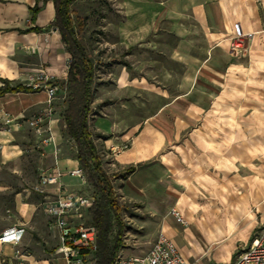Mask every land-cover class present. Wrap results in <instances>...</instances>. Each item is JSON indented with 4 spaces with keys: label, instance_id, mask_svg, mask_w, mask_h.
Listing matches in <instances>:
<instances>
[{
    "label": "rangeland",
    "instance_id": "obj_1",
    "mask_svg": "<svg viewBox=\"0 0 264 264\" xmlns=\"http://www.w3.org/2000/svg\"><path fill=\"white\" fill-rule=\"evenodd\" d=\"M145 1L160 0H73L71 4L77 38L94 65L87 123L102 167L111 178L123 223L118 251L144 254L166 221L176 230L178 247L190 264L228 261L229 255L233 260L241 246L264 229V160H259L264 159V140L259 141V159L254 152L244 154L247 137L240 130L245 121L264 123V86L243 90L242 76L235 74L230 91L204 82L199 89H183V74L191 64L188 61L205 53L203 32L190 12L180 19L186 32L181 36L173 19L159 9L154 14L148 9L138 15L135 9ZM228 51L233 53L230 48ZM50 55V49H43L38 68L53 75L57 90L51 102L52 115L61 117L68 99L65 81L70 55L59 53L58 59L63 61L60 69L51 68ZM199 76L210 82L208 75ZM227 99L231 105H226ZM46 107L47 103L39 112ZM148 119L149 125L165 133L163 144L141 160L121 163L118 155L131 147L134 135ZM58 123L60 153L75 157L76 147L64 130L62 117ZM226 126H237L239 131L228 134ZM47 134L36 133L28 124L21 129L23 154L10 165L9 174L3 175L11 183L2 195L5 203H11L13 191L24 188L29 192L28 200L39 197L30 186ZM257 140L251 142L257 145ZM227 150L233 151L232 164L227 163ZM187 157L193 162H185ZM249 157L254 164L260 162L262 171L248 162ZM130 165L133 170L127 171ZM139 176L149 178V186L133 188L130 181ZM69 187L97 196L86 180ZM190 196L194 200L190 208H197L193 216H186L182 205ZM237 202L244 208L245 221L226 228L216 238L210 237L201 218L208 223L217 209L221 214ZM173 207L180 211L185 224L172 218ZM115 229L113 226L112 233Z\"/></svg>",
    "mask_w": 264,
    "mask_h": 264
},
{
    "label": "crops",
    "instance_id": "obj_2",
    "mask_svg": "<svg viewBox=\"0 0 264 264\" xmlns=\"http://www.w3.org/2000/svg\"><path fill=\"white\" fill-rule=\"evenodd\" d=\"M34 3L35 0H0V85H3L2 79L6 78L10 80L11 85L31 86L28 91L5 92L0 95V234L11 225L24 228L18 245L0 240V264H17L15 248H18L21 257L25 259L24 264H63L59 254L55 253L58 245L57 230L49 224L50 216L44 213L40 205L45 200L43 193L34 191L40 198L31 201L27 199L29 192L24 188L21 191H13L10 204L2 199V195L11 186L8 178L4 179L3 175L9 174L7 170L10 169V165L18 161L23 154L19 133L27 126L28 120L39 113L46 103L45 91L42 88H33L31 85L39 69L38 65L42 62V51L50 49L51 68L54 69H60L63 65V61L58 59L59 53L63 52L67 55L58 31L54 27H47L54 18L52 1L40 0L38 2L39 11L35 20L31 21L32 11L29 7ZM152 3L145 1L144 5L135 9L136 13L140 15L141 11L147 12L149 9L154 14L156 9H159L161 14L173 19V26L177 30L180 29L179 36H181L186 32L180 19L190 12L201 28L203 38L207 43L203 56L194 55L193 59L188 61L191 64L183 74V89H199L204 82L210 83L209 87L217 88L218 86V90L230 91L236 81L233 78L235 74L242 76L243 90H259L260 85L264 86V0H160L155 2L156 4ZM46 9L48 10L44 13ZM43 14H45L44 17ZM175 19L179 20L175 22ZM236 22H239L243 29L250 33V36L245 40L241 49L231 54L228 50L233 25ZM33 25L42 30L39 32L20 31V29ZM199 75H208L210 82ZM226 101L227 106L231 105L228 99ZM214 104H217V100L213 102ZM51 116L50 129L53 139L48 143H41L42 151L36 166V178L31 181V186L37 182L40 167L51 168L56 164L60 169L67 170L79 166L74 156L60 153L62 134L58 122L61 117H54L52 114ZM227 120L228 122L230 120L228 116ZM237 130L239 131L237 126H226L228 134L232 135ZM240 130L247 137L243 153L249 155V152H254L257 154L255 158L259 159L262 153L259 141L264 140V123L245 121ZM251 139H258L256 141L258 144H253ZM164 140L165 133L149 125L148 119L134 135L131 147L120 153L117 158L121 163L141 160L161 146ZM232 150H227L226 153L227 163L231 164L233 163ZM251 161L249 157L248 162L255 165L257 170L262 171L259 167L260 162L254 164ZM185 162L191 163L193 159L187 157ZM247 168L251 169L248 165ZM60 181L67 192H77L70 189V185L84 183L79 177L68 174L62 175ZM186 182L187 180H184L185 184ZM130 185L135 189H140L143 185L149 186V178L136 177L130 181ZM53 189L52 186L48 187L51 192ZM191 201L194 203L191 196L183 201L182 210L186 216H193L192 211L197 208L195 205L190 208ZM219 214V209H217L214 218L208 223L204 217L201 218L206 224L207 234L212 238L223 234L226 228L237 222L245 221L244 208L238 202L228 205L226 211ZM82 220L90 223L86 210L83 212ZM162 231L170 236L178 247L176 230L166 221ZM50 248L53 250L50 251ZM181 253L183 254L182 251ZM220 262L225 261L213 263Z\"/></svg>",
    "mask_w": 264,
    "mask_h": 264
},
{
    "label": "built area",
    "instance_id": "obj_3",
    "mask_svg": "<svg viewBox=\"0 0 264 264\" xmlns=\"http://www.w3.org/2000/svg\"><path fill=\"white\" fill-rule=\"evenodd\" d=\"M250 36L239 22L234 23L231 36L230 50L232 52L243 47L245 40ZM33 88H42L45 91L47 107L44 111L35 114L28 120V125L38 134L46 131L42 142L48 143L53 139L50 129L51 114L54 110L52 99L57 85L52 82V75L38 69L32 81ZM64 174L79 177L85 180L82 169L77 166L62 170L56 164L51 168L38 169L37 182L31 189L43 193L45 200L40 203L44 213L50 216L49 224L57 230L58 245L55 253L59 254L63 264H95L96 228L92 223L84 222L83 212L89 207L94 197L78 192H67L60 177ZM52 186L53 191L48 187ZM53 195V197H51ZM171 214L180 224H185L182 214L173 207ZM23 227L11 225L0 234V240L18 245L21 241ZM17 264H24L18 248H15ZM112 264H190L181 253L173 239L160 231L144 254H123L118 251ZM213 264H264V229L255 235L248 243L241 246L239 253L233 260Z\"/></svg>",
    "mask_w": 264,
    "mask_h": 264
},
{
    "label": "trees",
    "instance_id": "obj_4",
    "mask_svg": "<svg viewBox=\"0 0 264 264\" xmlns=\"http://www.w3.org/2000/svg\"><path fill=\"white\" fill-rule=\"evenodd\" d=\"M35 0L31 21H34L39 11ZM45 1V0H43ZM54 8V18L47 27H54L70 55L66 70L65 89L68 91L66 107L62 111L63 127L74 141L76 147L75 158L82 169L86 182L93 188L97 196L87 207L86 215L96 228L95 264H112L122 244L123 223L119 207L113 194L110 176L102 167L100 155L88 128L87 118L91 110L92 83L94 81V65L83 45L79 42L71 17L73 0H51ZM30 30L41 31L36 25L20 29L21 32ZM0 85V95L5 92L28 91L31 86L15 84L3 78ZM132 171L133 166L126 168ZM115 232L112 233V227Z\"/></svg>",
    "mask_w": 264,
    "mask_h": 264
},
{
    "label": "bare ground",
    "instance_id": "obj_5",
    "mask_svg": "<svg viewBox=\"0 0 264 264\" xmlns=\"http://www.w3.org/2000/svg\"><path fill=\"white\" fill-rule=\"evenodd\" d=\"M46 10H48V9H46Z\"/></svg>",
    "mask_w": 264,
    "mask_h": 264
}]
</instances>
